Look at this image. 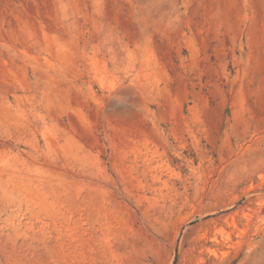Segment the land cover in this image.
<instances>
[{
	"label": "rangeland",
	"instance_id": "1",
	"mask_svg": "<svg viewBox=\"0 0 264 264\" xmlns=\"http://www.w3.org/2000/svg\"><path fill=\"white\" fill-rule=\"evenodd\" d=\"M0 264H264V0H0Z\"/></svg>",
	"mask_w": 264,
	"mask_h": 264
}]
</instances>
